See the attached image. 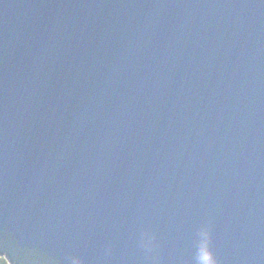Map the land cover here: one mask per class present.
Wrapping results in <instances>:
<instances>
[{"label":"water","instance_id":"1","mask_svg":"<svg viewBox=\"0 0 264 264\" xmlns=\"http://www.w3.org/2000/svg\"><path fill=\"white\" fill-rule=\"evenodd\" d=\"M4 235L44 264H264V0H0Z\"/></svg>","mask_w":264,"mask_h":264},{"label":"trees","instance_id":"2","mask_svg":"<svg viewBox=\"0 0 264 264\" xmlns=\"http://www.w3.org/2000/svg\"><path fill=\"white\" fill-rule=\"evenodd\" d=\"M11 244L12 242L9 236L4 235L3 238H0V250L4 253L3 255H0V257L6 259L8 264H10V260L8 257L9 255L10 259H15L16 261L21 262L22 255L17 253L18 249H16V247ZM18 251H21L22 253H31L30 255L31 257H33V259L30 261H26V264H44L49 262V260L45 256L40 253H37L36 251H24L22 249Z\"/></svg>","mask_w":264,"mask_h":264},{"label":"clouds","instance_id":"3","mask_svg":"<svg viewBox=\"0 0 264 264\" xmlns=\"http://www.w3.org/2000/svg\"><path fill=\"white\" fill-rule=\"evenodd\" d=\"M204 234L206 236L209 234L207 229L204 230ZM153 240H154V237H152L149 233L147 232L144 233L143 246L149 251H151L152 248L154 247V244L152 243ZM74 264H81V262L77 259L76 261H74ZM202 264H218V262L214 259L211 252H207V254H205L202 258Z\"/></svg>","mask_w":264,"mask_h":264},{"label":"rangeland","instance_id":"4","mask_svg":"<svg viewBox=\"0 0 264 264\" xmlns=\"http://www.w3.org/2000/svg\"><path fill=\"white\" fill-rule=\"evenodd\" d=\"M0 264H8L7 260L0 257Z\"/></svg>","mask_w":264,"mask_h":264}]
</instances>
